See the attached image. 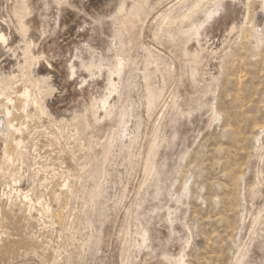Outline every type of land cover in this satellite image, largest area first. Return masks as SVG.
<instances>
[{
  "label": "rangeland",
  "instance_id": "rangeland-1",
  "mask_svg": "<svg viewBox=\"0 0 264 264\" xmlns=\"http://www.w3.org/2000/svg\"><path fill=\"white\" fill-rule=\"evenodd\" d=\"M197 1L127 0L129 13L116 12L119 0L33 3L37 49L24 56L16 43L0 63L11 99L0 97L11 111L0 141V264H237L248 246L249 264H264V227L251 222L264 204L245 195L255 176L264 180L260 0L232 18L226 11L192 53L196 27L176 19ZM86 61L91 69L81 70ZM47 64L52 91L40 83ZM89 97L98 133L79 114ZM95 138L109 146L106 158L94 156Z\"/></svg>",
  "mask_w": 264,
  "mask_h": 264
},
{
  "label": "bare ground",
  "instance_id": "bare-ground-1",
  "mask_svg": "<svg viewBox=\"0 0 264 264\" xmlns=\"http://www.w3.org/2000/svg\"><path fill=\"white\" fill-rule=\"evenodd\" d=\"M15 3L14 5L10 6L9 0H0V14L3 12L5 13L3 16L0 15V63L3 60L2 57H7L9 54V51H11V48L14 46L16 43H20V49H21V54L24 56H28L30 53H33L35 49H37V45L34 44L33 35L34 34H43L42 30H37L36 26H34V20L37 19L36 15L34 14V2L38 1V3L44 5V7L47 6V0H14ZM210 1H214L213 5L206 11H201L200 8L205 5L210 3ZM248 0H242L241 3H236V2H225L224 0H198L195 4L191 5L190 8H188L182 15H180L176 20H178V23L181 24V26L184 28L186 27L187 29H190L192 26L196 27L195 28V34L196 38H192L191 45H194V49L192 46H188L190 52L194 53L196 48L200 45L201 41H205L207 37H209L215 30L218 29L220 25L223 24V18L225 16L226 11H229L230 18L233 17V15L240 10L242 7L245 6L246 2ZM8 2V3H7ZM260 5H261V10L263 13V24L262 27L259 29V31L263 32L264 31V0H260ZM250 5V4H248ZM133 8L132 4H127V0H119L116 6V12H130ZM208 8V7H207ZM248 8V6H247ZM40 9V8H39ZM59 10V9H58ZM36 12V11H35ZM75 12V10H74ZM247 12V10H246ZM77 13V12H76ZM40 14V13H39ZM46 15V13H45ZM61 15V14H60ZM41 16V15H40ZM248 16V15H247ZM43 18V17H42ZM74 18V17H73ZM246 19V18H245ZM244 19V20H245ZM39 20V19H38ZM36 23V22H35ZM63 24V23H62ZM261 24H258L261 25ZM64 26V25H63ZM230 26V25H229ZM255 29L257 30V26L254 25ZM260 27V26H259ZM64 28V27H62ZM66 29V28H65ZM54 30V29H53ZM258 31V30H257ZM188 33V32H187ZM190 33V31H189ZM188 33V34H189ZM185 34V33H184ZM109 40V39H108ZM260 40V39H259ZM207 41V40H206ZM38 43V42H37ZM205 43V42H204ZM18 45V44H17ZM198 45V46H197ZM202 45V44H201ZM40 46V45H39ZM14 49V48H13ZM18 50V49H17ZM38 51V50H36ZM15 52V51H14ZM17 52V51H16ZM189 52V51H188ZM14 54V53H13ZM188 54V53H187ZM12 55V54H11ZM199 55V54H198ZM112 56V49L109 46L108 43H105V57L110 58ZM31 58V57H30ZM36 58V57H35ZM104 58V56H103ZM93 59V58H92ZM49 60V59H48ZM47 60V61H48ZM63 60V59H62ZM67 60H69L67 58ZM37 61V59H36ZM35 59H32L33 66L37 62ZM51 61V60H50ZM117 67H115V74H117L118 77H120L122 73V68L123 65L119 59L117 60ZM3 62V61H2ZM40 62V61H38ZM53 62V61H52ZM51 62V63H52ZM44 63V61H43ZM47 63V62H46ZM69 63V62H68ZM39 65V63H37ZM65 64V63H64ZM70 64V63H69ZM31 65V64H30ZM45 65V63H44ZM71 65V64H70ZM66 67V72L68 75L71 77L72 75L76 76V71L72 66ZM55 65H50L47 64V67L42 68L43 75L40 76V83L42 88L47 89V91H52V88L49 84L50 81V75L54 71ZM63 66V65H62ZM115 66V65H114ZM37 67V66H36ZM61 67V66H60ZM64 69V68H62ZM89 70L91 69L88 67V61L86 62H81V70ZM61 70V68H60ZM65 70V69H64ZM62 71V70H61ZM111 71H114L113 69ZM33 72V71H32ZM31 72V73H32ZM64 72V71H63ZM1 73V72H0ZM56 73V71H55ZM38 74V73H37ZM36 75V74H35ZM78 75V73H77ZM81 75V74H80ZM79 75V76H80ZM76 77V78H79ZM10 77V76H9ZM111 77V76H110ZM82 80V79H81ZM64 81V80H63ZM69 79L65 80L63 84L70 85ZM80 82V81H79ZM109 85L112 87L111 91H115V85L113 84L111 78L108 79ZM39 83V84H40ZM86 84V83H84ZM91 84V83H90ZM79 85V84H78ZM92 85V84H91ZM74 86V85H72ZM82 86V85H81ZM89 86V85H87ZM86 86V87H87ZM109 86V88H110ZM37 87V86H36ZM92 87V86H91ZM71 88V87H70ZM6 89V88H5ZM54 89V88H53ZM86 89V88H85ZM82 90V89H80ZM79 90V92H80ZM87 90V89H86ZM77 91V90H75ZM84 91V88H83ZM90 91V90H89ZM118 91V90H117ZM78 92V91H77ZM87 92V91H86ZM49 93V92H47ZM76 93V92H75ZM88 93V92H87ZM72 94V93H71ZM80 94V93H78ZM117 94V93H116ZM77 96V95H75ZM0 97H3V100H6L8 103H11V99L8 98L6 95L4 88H0ZM23 99L27 103V99L29 97V91L26 90L22 94ZM79 97V96H78ZM80 98V97H79ZM85 99V98H84ZM99 103L101 104V109H106L108 107V101L107 99H99ZM80 101V100H79ZM83 101V100H82ZM44 102V101H43ZM46 105V104H43ZM96 105L97 101L95 99H89L87 98L86 101L81 102V111L79 114L83 115L85 118V121L87 123V128L90 131L97 132L99 131L100 128V121L98 120V117L96 116ZM42 106V105H41ZM57 106V105H56ZM77 106V105H75ZM45 108V106H44ZM43 108V109H44ZM48 108V107H47ZM52 108V107H51ZM70 108V107H69ZM78 108V107H77ZM40 109V108H39ZM46 111V109H44ZM52 110H55L53 108ZM207 112H209L208 115V120L211 122V118L213 115V111L210 108L205 109ZM102 111V110H101ZM11 111H9L7 106H0V113H2V117L5 122L6 129L4 131L0 132V141L5 142L7 140V137L9 135L8 128L11 127L8 122H6V118L10 116ZM54 112V111H53ZM58 112V111H57ZM68 112V111H67ZM77 112V111H76ZM63 113V112H62ZM54 114V113H53ZM59 114V113H57ZM76 114V113H75ZM56 115V112H55ZM61 115V114H60ZM70 115V114H69ZM53 117V116H50ZM261 125V124H260ZM14 126V125H13ZM254 129V128H253ZM12 130V129H11ZM254 131V130H253ZM264 133V131H262ZM176 134L177 131L174 129L172 135L170 138L167 140V147L172 148L175 145L176 142ZM262 139H259V142H261ZM17 143H20L19 140L15 141ZM1 144V142H0ZM4 144V143H3ZM2 145V144H1ZM6 145V144H5ZM99 145V146H98ZM7 146V145H6ZM98 146V147H97ZM1 148V156L4 158V146ZM18 147V145H17ZM88 147V146H87ZM93 153L94 156L97 157L99 154H102L104 158L107 157L109 153V146L104 143H100L97 138L93 140V145H92ZM167 158V157H166ZM264 158V157H263ZM9 160V159H8ZM263 162V161H262ZM261 163V162H260ZM257 164V163H256ZM157 167L161 170H163V165H157ZM1 169V166H0ZM257 170V169H256ZM260 170V169H259ZM258 172V171H257ZM261 172L264 174V167ZM261 173V174H262ZM260 174V175H261ZM262 177V176H261ZM259 178L257 176L254 177L252 183H248L246 188H245V195L249 199H260L262 200V203L264 204V180L260 181L258 180ZM261 179V178H260ZM264 179V177H263ZM19 185V184H18ZM19 188V187H18ZM17 188V189H18ZM20 191V189H19ZM156 195H158V192H155ZM26 198V197H25ZM153 207H157L154 205ZM93 213L89 211L87 213V219L88 222L91 223ZM252 224H256L259 226V228L262 230L264 227V214L261 215V210L255 211L251 218ZM253 228V227H252ZM247 229V228H246ZM255 232V231H254ZM147 233V232H146ZM145 234V233H144ZM255 234V233H254ZM245 235V234H244ZM147 236V235H146ZM145 237V235H144ZM253 241V240H252ZM239 248V247H238ZM254 249V248H253ZM251 246H248L247 248L243 249L238 255V260L237 264H249L250 261H253V252H251ZM255 250V249H254ZM259 252V251H258ZM256 253V252H255ZM257 256V255H256ZM257 258V257H256ZM255 259V258H254ZM184 260V259H183ZM256 260V259H255ZM263 262V261H262ZM179 264L182 263V259L180 258L178 260ZM184 263V262H183Z\"/></svg>",
  "mask_w": 264,
  "mask_h": 264
}]
</instances>
